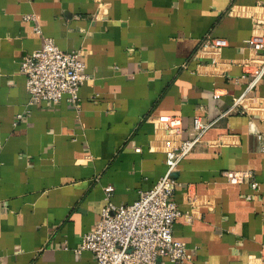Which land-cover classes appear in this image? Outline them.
I'll return each mask as SVG.
<instances>
[{"label": "crops", "instance_id": "0c3cea01", "mask_svg": "<svg viewBox=\"0 0 264 264\" xmlns=\"http://www.w3.org/2000/svg\"><path fill=\"white\" fill-rule=\"evenodd\" d=\"M253 31L264 34V0H0V264H96L75 249L104 205L103 187L130 204L166 171L174 143L162 115L180 118L182 139L194 118L210 124L173 174L172 235L188 264H258L264 78L229 109L247 84ZM206 36L228 44L198 50ZM43 37L81 51L77 105L67 95L28 103L19 65ZM226 170L244 180L229 183Z\"/></svg>", "mask_w": 264, "mask_h": 264}, {"label": "built area", "instance_id": "2783aa9c", "mask_svg": "<svg viewBox=\"0 0 264 264\" xmlns=\"http://www.w3.org/2000/svg\"><path fill=\"white\" fill-rule=\"evenodd\" d=\"M34 30L40 32L38 27ZM227 44L225 38L206 36L198 50L217 54ZM246 44L254 51L243 63L248 69L241 78L246 79L247 84L244 91L233 99L230 110L235 109L241 99L264 78V34L253 31ZM19 70L25 76L29 104L43 101L57 103L63 95H67V100L77 105L79 88L87 78L81 51H63L49 37H43L37 49L21 57ZM158 120L174 143L165 151L166 171L152 188L140 191L138 198L130 204L113 203V186L108 184L103 187L104 205L75 249L76 253L90 251L96 264H165L166 261L188 264L192 259L186 244L172 235L173 222L180 215L171 198L178 186L173 174L179 161L191 153L210 124L202 123L199 117L194 118L189 137L182 139L178 116L162 115ZM255 135L264 151V137L258 132ZM223 175L233 184L242 182L245 177L243 172L234 170L223 171ZM250 185L253 190L259 189L255 179H250ZM257 260L258 264H264V249L260 250Z\"/></svg>", "mask_w": 264, "mask_h": 264}]
</instances>
